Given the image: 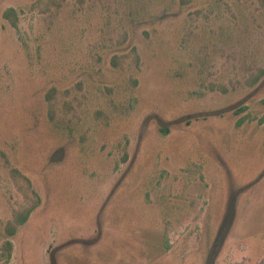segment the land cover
Wrapping results in <instances>:
<instances>
[{"label": "rangeland", "instance_id": "rangeland-1", "mask_svg": "<svg viewBox=\"0 0 264 264\" xmlns=\"http://www.w3.org/2000/svg\"><path fill=\"white\" fill-rule=\"evenodd\" d=\"M0 264H264V0H0Z\"/></svg>", "mask_w": 264, "mask_h": 264}, {"label": "trees", "instance_id": "trees-1", "mask_svg": "<svg viewBox=\"0 0 264 264\" xmlns=\"http://www.w3.org/2000/svg\"><path fill=\"white\" fill-rule=\"evenodd\" d=\"M11 14H15V10H13V9H9V10H7L6 11V13L4 14V17L5 18H11L12 16H11ZM13 25L15 26L16 25V19L13 21ZM30 211H28L26 214H23V217L20 219V220H18L17 221V223L19 224V225H22V224H24V223H26V221H27V219H28V217L30 216ZM15 233H16V230L14 229V230H11V235H15ZM12 244L10 243V246H11ZM13 251V247L11 246V249H10V251Z\"/></svg>", "mask_w": 264, "mask_h": 264}]
</instances>
